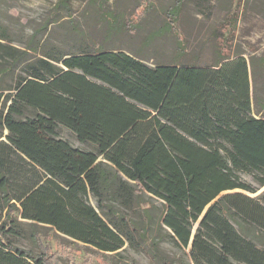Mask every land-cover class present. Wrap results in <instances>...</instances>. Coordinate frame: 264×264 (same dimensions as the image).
<instances>
[{
	"label": "trees",
	"instance_id": "obj_1",
	"mask_svg": "<svg viewBox=\"0 0 264 264\" xmlns=\"http://www.w3.org/2000/svg\"><path fill=\"white\" fill-rule=\"evenodd\" d=\"M183 2L159 31L176 33L169 62L144 55L153 35L137 49L110 47L132 25L109 2L90 1L101 37L76 53L43 50L42 31L17 40L0 25V264H56L39 226L102 257L128 244L174 264L161 252L170 241L189 248L185 264H264V191L250 196L264 187L254 64L232 58L218 30L203 40L211 62L188 52L174 31ZM71 3L58 1L57 20L72 16ZM64 128L89 148L63 139ZM25 222L38 254L13 242Z\"/></svg>",
	"mask_w": 264,
	"mask_h": 264
},
{
	"label": "rangeland",
	"instance_id": "obj_2",
	"mask_svg": "<svg viewBox=\"0 0 264 264\" xmlns=\"http://www.w3.org/2000/svg\"><path fill=\"white\" fill-rule=\"evenodd\" d=\"M58 1L0 0V25L6 26L17 40L22 37L26 40L35 32L42 31L43 34L39 36L40 46L43 50H58L57 54L76 53L83 43H90L91 40L101 37L95 13H92L89 7L90 1L93 0H71L72 16L67 17L63 13L64 17L60 20L55 17ZM95 1L109 2V9L118 12L123 23L132 25V30L119 34L118 38L110 43V47L137 49L149 35H153L154 38L148 42L144 55L150 58L151 63L169 62L172 59L177 45L176 33L161 35L159 31L169 25L167 12L180 0ZM148 6L150 7L144 15L143 12ZM181 13V25L173 29L181 39L187 41V51H200L205 56V62H211L214 59L213 49L205 47L203 40L211 32L218 30L219 34L221 32L219 40L224 44V50L230 51L232 58L241 56L249 63L253 62L254 66L250 65L252 90H255L258 96L264 97V0H184ZM254 72L255 77L252 74ZM60 131L61 137L75 147L89 148L77 142L75 136L67 129ZM4 133L7 134L6 131ZM238 175L243 182L258 187L252 173L239 172ZM228 192L230 191H224L222 194ZM260 192H263V189L257 194ZM250 196L255 197V194ZM90 202L92 206H96L92 199ZM155 203L161 204L158 201ZM126 215L134 218L132 213ZM20 232L21 236L13 239L15 246L38 254L40 247L33 242L31 228L26 222ZM34 232L39 234L38 243L45 245L44 251L50 256L51 262L55 261L56 264H160L148 250H136L128 244L124 251L102 257L82 243H73L71 239L49 227L39 226ZM161 252L170 256L174 264L190 261L189 248L179 250L170 241L162 244Z\"/></svg>",
	"mask_w": 264,
	"mask_h": 264
},
{
	"label": "water",
	"instance_id": "obj_3",
	"mask_svg": "<svg viewBox=\"0 0 264 264\" xmlns=\"http://www.w3.org/2000/svg\"><path fill=\"white\" fill-rule=\"evenodd\" d=\"M262 189H263V191H264V187H263ZM258 192H259V191H258ZM258 192H257V193H258ZM257 193H255V197L258 196V195H260L262 192H260L259 194H257ZM210 205H211V204H209L208 207H209ZM208 207L205 209V211L208 209ZM205 211H204V212H205ZM204 212H203V213H204ZM204 214H205V213H204ZM204 214H203V215H204ZM196 230H197V225H195V229L193 230L192 235H191V239H190V246H191V247H192V243H193L192 241H193V239H194V236H195ZM71 240L74 241L73 239H71Z\"/></svg>",
	"mask_w": 264,
	"mask_h": 264
},
{
	"label": "crops",
	"instance_id": "obj_4",
	"mask_svg": "<svg viewBox=\"0 0 264 264\" xmlns=\"http://www.w3.org/2000/svg\"><path fill=\"white\" fill-rule=\"evenodd\" d=\"M77 148V147H76Z\"/></svg>",
	"mask_w": 264,
	"mask_h": 264
}]
</instances>
